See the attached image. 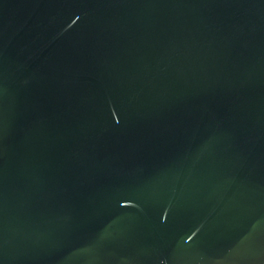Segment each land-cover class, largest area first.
Returning <instances> with one entry per match:
<instances>
[{
  "label": "water",
  "instance_id": "95a60500",
  "mask_svg": "<svg viewBox=\"0 0 264 264\" xmlns=\"http://www.w3.org/2000/svg\"><path fill=\"white\" fill-rule=\"evenodd\" d=\"M0 264H264V0H0Z\"/></svg>",
  "mask_w": 264,
  "mask_h": 264
}]
</instances>
